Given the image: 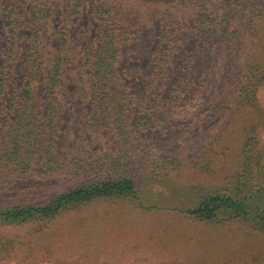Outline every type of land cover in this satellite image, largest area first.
I'll list each match as a JSON object with an SVG mask.
<instances>
[{
    "label": "rangeland",
    "instance_id": "374dc122",
    "mask_svg": "<svg viewBox=\"0 0 264 264\" xmlns=\"http://www.w3.org/2000/svg\"><path fill=\"white\" fill-rule=\"evenodd\" d=\"M230 1L213 0L203 7L201 0H0V84L6 69L5 89L0 90V122L19 116L24 102L20 96L29 81L39 113L47 112L46 99L60 60L56 144L59 154L73 161V178L65 179L64 184L34 165L10 192L9 202L43 205L82 181L74 161L80 152L91 160L95 155L102 160L123 145L109 129L100 132L88 126L92 106L86 96L92 67L86 62L92 58L91 52L103 46L105 26L109 27L105 15L99 13L101 4L109 3L116 11L123 7L119 26L128 41L123 46L119 75L138 98L147 95L150 77L128 76L126 71L151 65L159 46L162 51L172 48L169 54L173 53L165 95L179 78L183 82L186 74L190 76L172 114L158 107L157 95L150 94L144 112H138L142 106L134 107L132 127L136 117L160 109L155 128L142 129L136 136L131 146L136 157L124 170L136 182V198L96 200L46 223L21 226L0 219V264H264V235L238 221L211 225L187 214L199 205L202 189L225 186L237 167V146L226 136L233 119L231 99H227L232 98L229 90L235 80L228 70L244 63L240 53L244 42H253V53L264 44V33L257 24L240 26L235 35L223 37L220 32L210 41L197 36L194 26L204 10L221 15ZM154 3L161 4L162 13L157 6L151 8ZM38 6L49 15L39 13ZM67 7L74 8V14L64 43ZM170 15L172 38L161 41L160 16ZM191 51L199 52L198 63L193 65L198 66L196 72L185 69ZM259 102L264 108V87ZM261 128L264 143L263 125ZM138 130V126L132 128L131 133L135 136ZM204 165L209 167L204 169ZM102 170L116 179L123 174L98 166V176L103 175ZM79 174L85 181L93 177L91 172ZM1 197L5 202V196Z\"/></svg>",
    "mask_w": 264,
    "mask_h": 264
},
{
    "label": "trees",
    "instance_id": "16d2710c",
    "mask_svg": "<svg viewBox=\"0 0 264 264\" xmlns=\"http://www.w3.org/2000/svg\"><path fill=\"white\" fill-rule=\"evenodd\" d=\"M201 1L203 7L213 2V0ZM156 6L159 8V13H162L161 4L154 3L151 8L155 9ZM38 9H40L39 13L49 15V12H44L41 6L36 7V10ZM100 9L102 12L99 13L105 15L109 27L107 29L105 26L107 32L103 39V46L98 52H91L93 56L86 62L87 66L92 67L87 86L88 96H86L92 106L88 126L93 131L103 132L109 129L116 137L115 139L120 140L123 145H118L102 160L95 158L96 155L91 160L86 154L83 155L80 152L74 158L77 169L81 173L91 172L92 179L85 181V176H80L78 172L82 181L75 189L56 194L43 205H26L8 201L10 192L16 189L21 176L31 171L36 164H38L36 167L40 166L46 170L47 174L53 173V177L56 181L60 180L61 184L67 183L64 181L65 179L69 181V178H73L70 173L73 161L69 159L68 155L59 154L56 144L58 110L55 104V95L58 91L61 73L59 60L52 80L51 93L46 99L49 102L47 112L39 113L37 105L33 102L32 82L29 81L25 84L20 96L24 102L20 104L19 116L14 120L0 122V130L5 129V134H0V219L7 224L24 226L31 222L46 223L96 200L136 198V182L126 177L124 170L128 165H131L130 161L136 157L134 149L131 148L135 144L136 136L141 135L142 129L150 127L151 131L155 128L156 114L160 109H152L156 112L145 116L137 115L135 127H132L131 119L134 107L142 106L138 112H144L148 109L145 107L150 94L157 95L158 107H165L166 112L172 114L180 104L179 97L185 82H190V76L186 74L184 81H180L179 78L165 95L168 80L167 71L171 69L173 53L169 54L172 48L162 51L159 46L151 65L133 66L126 71L128 76L142 74L150 77V82L145 86L147 95L138 98L133 88L126 84L124 76L119 75V68L125 54L123 46L128 41L123 38L124 30L119 26L122 25L119 23V17L123 7L121 6L120 10L116 11L109 3H104L101 4ZM204 11L203 16L197 18L194 29L197 36H201L205 40H214L216 34L220 32L223 37L226 33L235 35L238 28L247 25V23L251 27L257 24L264 33V0H231L227 10L221 15H217L215 12L206 13L210 11L209 9ZM65 12L67 18L63 34L64 43H66L64 38L70 33L74 8L67 7ZM34 14L36 17V13ZM166 14L167 11H165ZM160 17L161 41H169L172 38V16ZM253 45L252 41L244 42L240 49L244 63L239 68L228 70L229 73L233 72L232 77L235 80L230 84L229 93L232 98L227 99V102L231 99L229 105L233 110V119L226 130V136L232 139V142L237 146L234 161V165L237 167L225 186L215 187L212 185L213 188L210 190L202 189L199 192V205L189 209L187 214L194 220L207 222L211 225L224 221H238L249 227L252 232L264 235V143L261 131V125L264 128V108L259 102L261 88L264 87V44L259 45L255 53H253ZM11 46L13 48L16 46L15 40H12ZM188 53L192 56L187 59L189 67H185V69L193 68L196 72L198 66L193 65L198 63L199 52ZM148 71L150 73L145 74ZM5 76L6 69L1 77V92L5 89ZM187 86L190 87V84ZM14 105L16 102L12 103V106ZM242 111L243 113L239 114ZM238 124L240 125L238 126ZM137 126L139 130L134 136L131 129ZM126 145L130 149H123V146ZM224 150L221 149V151ZM89 161L92 162L89 163ZM103 162L105 163L102 164ZM98 166L101 169L104 167L108 171L119 170L123 174L121 178L116 179L102 170L103 175L98 176ZM203 167L207 169L209 165ZM88 168L89 171H87ZM1 196H5V202Z\"/></svg>",
    "mask_w": 264,
    "mask_h": 264
}]
</instances>
